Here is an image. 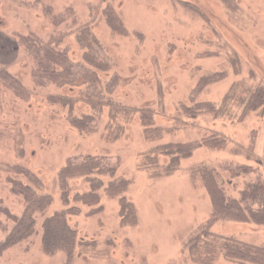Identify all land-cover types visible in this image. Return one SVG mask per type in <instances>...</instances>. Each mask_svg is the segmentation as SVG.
Masks as SVG:
<instances>
[{"label": "rangeland", "instance_id": "1", "mask_svg": "<svg viewBox=\"0 0 264 264\" xmlns=\"http://www.w3.org/2000/svg\"><path fill=\"white\" fill-rule=\"evenodd\" d=\"M107 3L126 28L123 36L112 35L104 22ZM48 7L53 15L73 9L108 56L109 72L98 74L102 85L113 81L103 108L94 111L84 101L96 87L89 90L81 80L57 87L35 70L45 41L59 32L68 34L59 49L67 47L71 60L82 62L76 27L45 18ZM32 34L33 46L22 42ZM36 45L38 58L31 48ZM216 72L226 77L190 99L200 79ZM230 88L238 95L264 88V0H0V264H64L63 252H43L41 236L45 219L66 209V221L77 234L71 264H238L223 256L227 239L264 248V226L220 221L200 235L211 208L193 171L202 165L215 169L231 198H238L246 184L264 181L260 111L240 123L221 118L238 114L233 105L219 117L197 114L196 103L219 107ZM83 117L88 118L85 130L71 126ZM212 134L226 139L225 149L198 147L174 171H166L164 147ZM88 156L104 159V166L116 168L114 175L92 174L101 183L97 189L84 178L69 179L61 193L60 169ZM224 165H247L254 173L230 178ZM16 171L26 177L11 173ZM8 177L51 202L34 215L29 237L5 246L25 206ZM121 180L126 191L108 195L107 186ZM91 191L99 197L94 208L77 201ZM121 198L132 205L133 220L120 216Z\"/></svg>", "mask_w": 264, "mask_h": 264}, {"label": "trees", "instance_id": "2", "mask_svg": "<svg viewBox=\"0 0 264 264\" xmlns=\"http://www.w3.org/2000/svg\"><path fill=\"white\" fill-rule=\"evenodd\" d=\"M45 10L44 17L49 18L54 24L59 25L70 21L71 25L76 27L75 40L79 49L82 51V62L72 61L67 47L59 49V46L63 44L65 37L68 35L67 33L59 32L56 34H50L47 41H45L47 43L46 46L43 47V59L35 63V70L40 72L41 79L45 83H51L57 87L62 88L64 86H74L79 80H81L82 84L89 90L92 87H96L92 90L96 91V94L84 97V101L92 107V110L97 108L98 105L101 108L106 104L108 105L105 96L110 93L106 92V88L113 81L111 80L106 85H102L98 74L109 72V59L91 30L90 24L88 22L80 23L75 12L69 8L64 9L57 15H53L52 9L49 7ZM89 11L92 12V8L90 9L89 7ZM102 17L112 35L123 36L127 33L122 20L117 16L115 9L109 7L108 3L106 4V8H103L102 10ZM33 37L36 36L33 34L23 36V39L21 40L23 43L29 42L33 46V44L37 42ZM36 47L37 45L31 48H35L33 53L37 54L38 58L40 52ZM74 69H77L78 73H73ZM225 77L226 73L224 75V72H216L202 77L197 87L190 93V99L193 100V98L199 95L209 84L214 85ZM230 89L231 90L227 91L220 101L221 104L219 107H216V104L213 102L211 104V102L206 100L201 103H196L195 107L197 108V114L212 113L214 117L223 113V111L228 112L229 108L233 105L234 108H231L233 110L236 109L235 111L238 114H234V116L229 115L230 117L225 114L224 116H221V118L225 117L230 121L234 120L235 122L240 123L250 113L256 111H260V115L264 118V88L257 89L252 94H245L246 92H244L240 95L235 92L233 93V88ZM60 99L68 100L72 98L61 96ZM94 101H96V103H94ZM210 107H212V109ZM140 119L142 125L149 129L151 125L149 119L143 114ZM86 120H88V118L85 117H83V119H76V121L71 123V126L83 131L86 129L84 123ZM226 146V139L218 134H212V138H204L199 142L166 146L163 150L164 155L169 157V166L166 171L168 173L174 171L180 160L189 158L193 151L198 147H204L210 150H223ZM234 153L241 154L239 152ZM102 161H104V159L96 156H88L81 160L77 159L68 161V163L60 169L57 175V182L61 185V193L63 192L62 190L66 185L67 180L78 177L84 178L88 181L91 184L92 189H97L101 183H95L96 178H90V176L94 173L97 177L103 175L111 176L114 175L116 169L104 166ZM197 169L198 170L193 171L192 174L193 176H195V174L199 175L202 186L209 198L211 208L210 218L202 226L203 228L200 235L207 234L212 226L220 221L264 226V181L258 179L246 184L244 189L239 192L238 198H231L227 196L222 188L219 172L204 165ZM223 169L228 173L230 178H239L254 173L252 167L247 165H224ZM11 173L14 176H25L27 174L22 171ZM9 178L11 177H8V182L9 185H11L12 193L16 196H20L25 203V206L21 216L19 218L15 217V225L12 232L7 237L5 246L17 244L19 241L29 237L34 228V215L38 212L44 211L46 206L51 202L49 197H36L28 187H24L16 179L11 180ZM127 186V182L124 180L112 182L107 186L106 192L110 196H120L126 191ZM94 192L95 191H91L87 194L81 195L79 197L80 199L77 198V201L82 202L84 206L94 208V206H97L99 203V197ZM119 204L120 216L123 220L128 221L129 217H132L133 220L134 209L132 205L124 198L119 200ZM68 210L69 209H66L62 212L55 213L51 217L45 219L41 236L43 252L47 255H54L55 253L63 252L67 257L64 264H71V257L77 238L76 231L68 225L65 218L68 214ZM98 210L99 208L92 209L90 210V214H93ZM222 250L223 256L226 259L238 264H264L263 247L239 242L234 239H227Z\"/></svg>", "mask_w": 264, "mask_h": 264}, {"label": "crops", "instance_id": "3", "mask_svg": "<svg viewBox=\"0 0 264 264\" xmlns=\"http://www.w3.org/2000/svg\"><path fill=\"white\" fill-rule=\"evenodd\" d=\"M66 8H69V7H66ZM66 8H65V9H66ZM69 9H70V8H69ZM63 10H64V9H63ZM63 10H62V11H63ZM72 10H73V9H72ZM62 11H61V12H62ZM73 11H74V10H73ZM74 12H75V11H74ZM215 224H216V223H215ZM212 227H213V226H212Z\"/></svg>", "mask_w": 264, "mask_h": 264}]
</instances>
